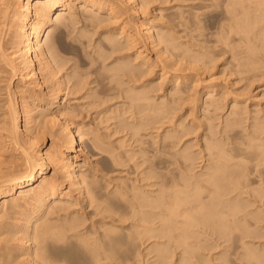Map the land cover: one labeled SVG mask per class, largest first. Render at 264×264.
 Masks as SVG:
<instances>
[{
  "label": "bare ground",
  "instance_id": "obj_1",
  "mask_svg": "<svg viewBox=\"0 0 264 264\" xmlns=\"http://www.w3.org/2000/svg\"><path fill=\"white\" fill-rule=\"evenodd\" d=\"M208 29L217 37L212 44ZM66 34L79 43L74 53L86 60L91 80L61 45ZM221 43L232 71L257 76L264 0H0V81L8 79L0 121V264H264V118L244 126L235 89H199L205 70L219 68ZM45 89L55 90V102L63 91L85 89V96L130 100V115L124 112L117 129L129 130L135 146H114L97 131L89 150L148 170L109 189L94 150L67 115L74 110L58 103L56 114H34ZM227 105L217 130L197 124ZM183 110L205 132L198 152L183 146L191 129L174 120Z\"/></svg>",
  "mask_w": 264,
  "mask_h": 264
},
{
  "label": "rangeland",
  "instance_id": "obj_2",
  "mask_svg": "<svg viewBox=\"0 0 264 264\" xmlns=\"http://www.w3.org/2000/svg\"><path fill=\"white\" fill-rule=\"evenodd\" d=\"M218 9H219V11L222 10L221 7L217 8V10ZM56 15H57V12L55 13L54 18ZM218 18H219V15H218ZM207 24H209V23H207ZM76 26L77 27H76V30L74 33H76L78 31L77 28L79 29L81 27V24L80 25L77 24ZM211 31H213V30L208 29L207 33H206L208 35V36H206V39L208 41L211 40L209 42L210 44H212L213 40H215L217 38V37L215 38V36L210 33ZM45 33H47V32H45ZM45 36H46V34H44L42 36V43H44V40L46 38ZM67 36H68V34L63 36V38H62L63 41H62L61 45L63 46V48L66 51L68 49H72V50H68L69 54H67V55L69 57H72V58L75 57V59H72L71 61L73 64H75V66L77 65L79 67V70L81 71V73H84L85 76L84 75L82 76L83 78L86 77L84 79V81L86 82V79L88 81L89 77L91 80V75H87L88 68L87 67L85 68V66H86L85 61L86 60L82 59V57H80V56H76V54H75L77 51L76 46H78L79 43L76 42V44H75L74 43L75 41H73L70 36H68V37ZM65 38H67V39H65ZM67 40H68V42H67ZM70 40L73 42H71ZM260 42L261 41L258 40V43H260ZM70 43H72L73 45L72 44L70 45ZM219 46H221L222 48L221 47L218 48L219 54H218L217 58L215 59L216 63L219 64V68L215 70V73L213 75H210L211 74L210 70H208V71L205 70V72L201 76L203 81L200 83L199 89L201 91H203L202 88L204 87V85H207L209 83H214L219 88L224 87V89H227V88L235 89L237 95H239V99L241 100L240 104H239L241 107H240V110L238 109V111L242 112L241 115L243 117H245V120L243 122L244 126H247L248 123L253 122L255 117L264 118V66L261 67L260 71L257 72L258 73L257 76H255L256 72L247 71L246 70L247 68L244 70L232 71V66L230 64V59H231L230 51L229 52L226 51V49L223 48L222 43ZM262 47H264V45ZM89 49L91 50V47ZM260 49H261V47H260ZM70 62H69V64H70ZM77 62L80 64H78ZM72 63L70 65H73ZM211 64L212 63L210 62L209 66ZM155 69L158 72L160 70L159 65L156 66ZM71 77H72L71 75L65 76L66 80H68V81L71 80L70 83H73V81L75 82L76 77H73V78H71ZM6 78L4 80L0 81V121L3 118V110H4V107H5L6 102H7V93H6L5 88H6V85L8 84V79H6ZM16 83H17V80H15L13 82L12 86L16 85ZM93 84H92L93 86H96V87H94L95 89L99 88V86H97L96 83H93ZM250 85H252V86L249 87ZM89 86H91V84ZM45 91H46V89L44 90L43 94L46 95L45 96L46 98L44 101L38 102V104H40V105L34 111L35 112L34 114H36V115H37V113L40 114L45 109H46V112L51 111L50 113L56 114L57 108H58L57 107L58 103L60 105L63 103L62 106L66 107L68 109L67 111H69L70 109L74 110V113H75L74 115L72 113H69L66 111L67 115H68V117H72V119L74 120L75 129L78 128L81 130L80 133L82 134V136L84 135V137H82L83 141H85L89 146L88 150L90 147H92L91 146V137H93L92 135L97 131L98 132L100 131L99 133L102 134L101 137L103 135H105V137L103 136L102 138H104L105 141H107V143L110 142L114 146L116 144H118L119 141H124V140H125L126 144H128L126 149H128V148L131 149V146H135L136 142H134V139H131V136L129 135V133H130L129 130H127V129H126L127 131L123 130V129L121 130V128H119V130L117 129V125L119 124V122L123 118H125L126 115H127L126 117H129L128 115H130V112L129 113L126 112L130 100H128V101L124 100L125 98L122 99V97H120L121 99H118L119 96H114V95L108 96V98H107V96H105V98H104V96H102V97L85 96V92H86V89H85L84 91L82 90V91H77V92L74 90V92H69V94H68V91H65V92L63 91L61 93V96L58 98L59 99L58 102H55L56 101L55 100V93H54L55 90L49 91V92H51L50 94H46ZM66 92H67V94H66ZM101 98H103V99L101 101H99V99H101ZM113 98H115V100H113ZM91 99H92V101H91ZM95 103H97L98 105ZM89 104H91V105H89ZM41 105H43V107H41ZM49 105H50V108H49ZM85 107H86V109H85ZM117 107H118V109H116ZM122 108H123V110H122ZM77 110H79V113L76 112ZM107 110H109L108 111L109 113L107 112ZM116 110H117V112H119V114L116 112ZM100 112L101 113L103 112V113L101 114ZM112 112H115L116 115ZM124 112L126 115L124 114ZM229 112H230V108L227 105L225 110L223 111V113H221L219 116H217L219 118H217L216 116L211 117V118H207L205 116L202 124H200L199 119H195V120H196L198 125H203V129L205 130V132H208L210 130L211 125L215 126V129L217 130L219 128L218 124L220 123V119H221V121H224L225 118L228 116ZM103 114H104V116H103ZM199 115H200V118H202V114H199ZM75 116L78 118H76ZM115 118H116V121H115ZM192 118H193L192 116H188V113L183 110V111H180L179 113L176 114V116L174 117V120L177 124L182 123L183 125H186L187 127H189L191 129V134H189L188 136H186L184 138L185 142L183 141L184 142L183 146L186 144H191V145H193L192 150L198 152L199 148L204 147V135H205L204 133L205 132H202L201 130H196L195 127L190 125L191 122H189V120ZM107 119H109V121H107ZM115 122H116V124H115ZM223 124H224V122H223ZM106 125L107 126L109 125V126L107 127ZM33 126L34 127H33L32 131L36 132L37 128L35 127V123L33 124ZM167 129H168V127H163L162 129L159 128V132L162 133V135H164L166 133ZM152 130L153 129H149L148 130L149 134L146 136L148 139L151 140V142H152V138H150L149 136H150V134H152ZM59 133H60V131L57 130V134H59ZM108 133H109V135H108ZM47 134L48 135H46L47 136L46 146H49V144L51 143L52 140H51L50 134L49 133H47ZM156 134H157V132H154L153 136H156ZM60 138L63 139L61 141L64 142L65 139L62 135H60ZM107 143L104 144V146L107 145ZM129 144H130V146H129ZM93 150H94L93 153L95 155V156H93V159L98 160L100 163V167L103 169L102 172H99V174L101 176L103 174H105L104 177L109 183V189H114L117 185H124L122 183L124 181H126L128 183H132L133 180L139 179L142 176V172L145 173V171L148 170V169H146L147 164H143L142 166L138 167L135 164L134 160H131V159H126L124 164H120V165L113 164L110 161L111 159H110V154L108 151H104L103 153H100L98 151L99 149H92L91 148V150H89L90 151L89 153H91V151H93ZM138 161H141V159L138 158ZM198 161L199 160H197V164H196L197 168L195 169V171L197 169H199L200 162H198ZM48 173L51 174L52 169H49ZM251 208H254V206Z\"/></svg>",
  "mask_w": 264,
  "mask_h": 264
}]
</instances>
